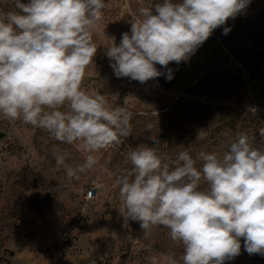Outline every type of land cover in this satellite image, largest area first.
<instances>
[{
    "label": "clouds",
    "instance_id": "clouds-1",
    "mask_svg": "<svg viewBox=\"0 0 264 264\" xmlns=\"http://www.w3.org/2000/svg\"><path fill=\"white\" fill-rule=\"evenodd\" d=\"M250 3L162 0L140 7L130 33L106 49L110 67L117 78L142 84L162 75L171 80L170 63L187 62L215 29ZM14 6L17 11L0 12V114L78 145L86 156L74 167L69 152L52 154L69 178L79 180L98 164L94 153L131 133V111L111 108L106 95L82 87L97 53L91 30L102 19L105 0H14ZM230 31L223 28L224 35ZM152 127L149 123L146 130ZM259 134L264 137V128ZM252 139L241 132L222 157L201 153L200 169L188 151L171 164L155 146L128 153L132 167L115 178L123 218L139 222L146 235L155 227L168 229L183 251L179 257L166 254V264H225L241 254V238L249 255L264 256V148Z\"/></svg>",
    "mask_w": 264,
    "mask_h": 264
},
{
    "label": "rangeland",
    "instance_id": "rangeland-1",
    "mask_svg": "<svg viewBox=\"0 0 264 264\" xmlns=\"http://www.w3.org/2000/svg\"><path fill=\"white\" fill-rule=\"evenodd\" d=\"M160 2L105 0L102 19L91 30L97 53L82 87L106 95L109 107L124 106L133 116L130 135L94 153L98 164L79 180L69 178L52 154L54 149L69 152L74 167L86 156L78 145L60 143L47 131L0 114L5 133L0 139V264H152L153 257L156 264H166V254L179 257L183 251L168 229L155 227L146 235L139 222L123 218L115 178L132 167L128 153L155 146L171 164L188 151L200 169L201 153L222 157L241 132L264 148L259 134L264 128V0H251L187 62L170 63L171 80L162 75L142 84L117 78L106 49L130 33L140 7ZM8 11H17L14 0H0V12ZM224 27L231 29L227 35ZM149 136L157 138L155 145ZM201 186L207 187L204 181ZM225 264H264V256L249 255L241 238V254Z\"/></svg>",
    "mask_w": 264,
    "mask_h": 264
},
{
    "label": "built area",
    "instance_id": "built-area-1",
    "mask_svg": "<svg viewBox=\"0 0 264 264\" xmlns=\"http://www.w3.org/2000/svg\"><path fill=\"white\" fill-rule=\"evenodd\" d=\"M93 196V190L92 189H89L87 191V197H92Z\"/></svg>",
    "mask_w": 264,
    "mask_h": 264
},
{
    "label": "water",
    "instance_id": "water-1",
    "mask_svg": "<svg viewBox=\"0 0 264 264\" xmlns=\"http://www.w3.org/2000/svg\"><path fill=\"white\" fill-rule=\"evenodd\" d=\"M4 136H5V133H4V132H2V131H0V139H3V138H4Z\"/></svg>",
    "mask_w": 264,
    "mask_h": 264
}]
</instances>
